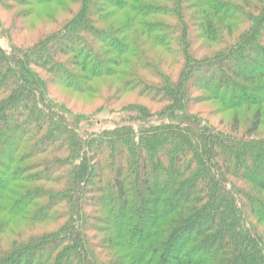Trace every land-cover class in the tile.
<instances>
[{
	"label": "trees",
	"instance_id": "16d2710c",
	"mask_svg": "<svg viewBox=\"0 0 264 264\" xmlns=\"http://www.w3.org/2000/svg\"><path fill=\"white\" fill-rule=\"evenodd\" d=\"M263 129L264 0H0V264H264Z\"/></svg>",
	"mask_w": 264,
	"mask_h": 264
},
{
	"label": "rangeland",
	"instance_id": "374dc122",
	"mask_svg": "<svg viewBox=\"0 0 264 264\" xmlns=\"http://www.w3.org/2000/svg\"><path fill=\"white\" fill-rule=\"evenodd\" d=\"M2 43H3V45H5V46L8 47V45H7V40H4V39H3V40H2ZM64 93H65V94H68V93H66V92H64ZM75 100H76V99H75ZM75 100H74V101H75ZM77 100H78V102H79V98H77ZM131 100H133V99H131ZM126 101H129V99L126 100ZM71 104H73V103H71ZM117 109H118V108H115V111H116V112H113V113H110V112L107 110V111H105V112H103V113L98 114V115L96 116V118L99 120V123H98L97 126H94V127H92V128L99 129L100 127H101V128H105V127H111V126H114V124H116L117 122H119V120H120L121 117L125 116V113H123V112H119ZM80 110H81V108L77 107V110H76V111L79 112ZM86 114H87L88 116H94L93 114L90 113L89 109L86 111ZM224 117H225V119H226V122L228 123V122L230 121L231 116H229V115H224ZM216 119L219 120L220 118L217 117ZM86 127H88V126H86ZM89 128H90V127H89ZM263 130H264V129H263Z\"/></svg>",
	"mask_w": 264,
	"mask_h": 264
}]
</instances>
